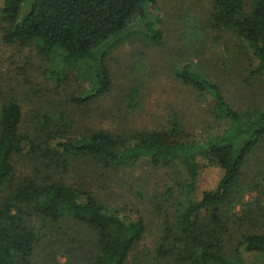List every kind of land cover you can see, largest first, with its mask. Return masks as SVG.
I'll use <instances>...</instances> for the list:
<instances>
[{
	"label": "trees",
	"instance_id": "16d2710c",
	"mask_svg": "<svg viewBox=\"0 0 264 264\" xmlns=\"http://www.w3.org/2000/svg\"><path fill=\"white\" fill-rule=\"evenodd\" d=\"M208 1L205 25L233 32L257 61L250 74L264 77V0ZM156 7L157 0H0V34L5 44L34 43L54 55L51 72L56 79L78 66L89 82L70 98L80 105L111 89L106 55L131 33L162 42ZM175 74L210 98V114L218 125L207 139H191L178 121L123 136L99 129L74 136L71 122L58 123L50 112L43 114L45 125L32 134L24 131L16 94L0 88V264H39L42 256L43 264H53L56 251L68 256L83 251V242L89 248L82 264H128L146 224L142 217L125 216L90 190L64 181L61 175L76 157L107 167L140 161L156 167L167 160L183 167V199L165 219L150 264H247L241 247L264 255V184L252 185L259 194L246 202L239 182L246 157L264 136V110L239 111L218 83L189 63L178 65ZM23 154L33 168L31 174L16 176L15 158ZM200 157L218 166L222 176L214 190L195 197ZM71 221L80 225L73 234L68 233ZM49 232L56 236V247L45 243ZM231 244L236 260L229 255Z\"/></svg>",
	"mask_w": 264,
	"mask_h": 264
},
{
	"label": "rangeland",
	"instance_id": "374dc122",
	"mask_svg": "<svg viewBox=\"0 0 264 264\" xmlns=\"http://www.w3.org/2000/svg\"><path fill=\"white\" fill-rule=\"evenodd\" d=\"M209 12L208 0H157L153 14L160 19L162 42L155 44L131 33L106 55L113 82L111 89L80 105L70 98L79 96L89 82L78 66L56 79L51 72L56 65L54 55L40 51L34 43L5 44L0 34V88L5 92L12 89L16 94L23 110L24 131L32 134L45 125L43 114L50 112L49 116L58 123L63 119L70 121L74 136L97 129L123 136L160 129L178 121L191 139H207L217 131L218 125L210 114V98L177 78L178 65L189 63L218 83L224 97L239 111L264 110V77L250 74V69L256 67V59L233 32H217L206 26ZM197 161L203 166L198 171L195 197L214 190L222 176V170L209 164L206 158ZM70 162L69 169L61 175L64 181L90 190L109 208L120 210L125 216L143 218L146 233L131 251L128 264L152 263V251L165 219L175 210L177 201L183 199L180 193V184L185 180L183 167L176 160H167L156 167L143 161L107 167L84 157ZM15 164L16 176L31 174L33 165L24 154L16 156ZM263 178L264 136L243 166L239 181L243 186V201L251 202L258 196L259 190L252 185L262 186ZM167 189L170 192L166 193ZM234 207L239 209L237 205ZM69 224L70 234L80 226L73 221ZM231 228L237 236L235 226ZM48 234L45 243L56 247L54 235L60 233ZM88 245L83 242V251L68 256L58 250L55 262L51 263L82 264ZM233 246L228 247L229 255L236 260L231 251ZM240 249L245 263L264 264L263 254ZM42 258L39 264H43Z\"/></svg>",
	"mask_w": 264,
	"mask_h": 264
}]
</instances>
